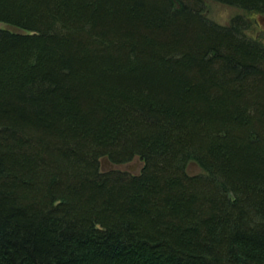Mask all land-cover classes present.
Here are the masks:
<instances>
[{"label": "trees", "instance_id": "trees-1", "mask_svg": "<svg viewBox=\"0 0 264 264\" xmlns=\"http://www.w3.org/2000/svg\"><path fill=\"white\" fill-rule=\"evenodd\" d=\"M207 1L264 15L0 0V264H264V39Z\"/></svg>", "mask_w": 264, "mask_h": 264}, {"label": "rangeland", "instance_id": "rangeland-1", "mask_svg": "<svg viewBox=\"0 0 264 264\" xmlns=\"http://www.w3.org/2000/svg\"><path fill=\"white\" fill-rule=\"evenodd\" d=\"M206 13L207 16L219 25H228L233 17L237 15H243L247 18L249 23H251L250 28L247 33L250 37L263 38L264 39V15L262 14H249L242 12L236 8L226 6L217 2L207 1ZM0 29L14 30L11 27L0 24ZM143 163L140 159H135L134 161L120 166H112L107 160L102 161V169H118L123 171H128L133 174H139L142 170ZM188 173L191 175L201 173V170L197 165L191 164L188 168Z\"/></svg>", "mask_w": 264, "mask_h": 264}]
</instances>
